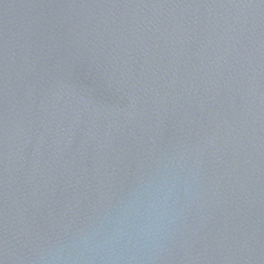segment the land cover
I'll return each mask as SVG.
<instances>
[{
  "label": "water",
  "instance_id": "95a60500",
  "mask_svg": "<svg viewBox=\"0 0 264 264\" xmlns=\"http://www.w3.org/2000/svg\"><path fill=\"white\" fill-rule=\"evenodd\" d=\"M0 264H264V0H0Z\"/></svg>",
  "mask_w": 264,
  "mask_h": 264
}]
</instances>
